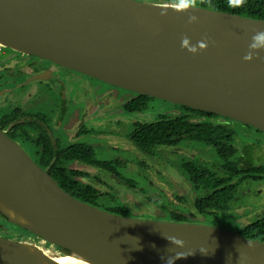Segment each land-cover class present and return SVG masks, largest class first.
<instances>
[{"label": "water", "instance_id": "obj_1", "mask_svg": "<svg viewBox=\"0 0 264 264\" xmlns=\"http://www.w3.org/2000/svg\"><path fill=\"white\" fill-rule=\"evenodd\" d=\"M167 9V10H165ZM190 15L197 21L190 23ZM264 20L142 0H0V45L120 89L264 132ZM208 44L197 53L182 47ZM0 213L50 247L0 235V264H264V241L196 223L123 216L65 189L0 127ZM171 238V239H167Z\"/></svg>", "mask_w": 264, "mask_h": 264}, {"label": "flooded vegetation", "instance_id": "obj_2", "mask_svg": "<svg viewBox=\"0 0 264 264\" xmlns=\"http://www.w3.org/2000/svg\"><path fill=\"white\" fill-rule=\"evenodd\" d=\"M139 96L0 45V127L31 157L50 140L63 152L77 146L82 152L94 154L97 161L111 163L114 173L77 163L73 168L92 175L96 188L116 197V201L108 200V204L115 206L129 202L118 197L123 191L110 192L111 186L104 177L112 175L109 178L126 182L129 178L121 170L133 167L140 178V188L126 192L133 196L132 201L139 193L138 202L146 208L144 216L138 213L136 216L133 209L136 218L154 215L148 219L162 220L156 217L176 211L188 218L189 223L201 224L198 220L203 215L196 211L195 204L211 190L200 178L224 177L223 187L232 193L228 209L204 216L227 214L231 223L228 227H238L235 232L264 220V201L258 206L249 205V195L254 192L260 197L264 190V143L246 134L238 135L236 125L246 129V133L264 135V132L211 113L196 114L193 111L199 110L179 105V111L165 115L153 108V100ZM155 112L159 115L156 118ZM180 125L188 131L174 129ZM167 127H172V131ZM156 130L166 137L176 134L177 144L156 145L151 153L139 149V131L146 136ZM240 143L249 150L243 152ZM106 152L112 153L114 159L99 160ZM223 166L228 170L223 171ZM187 169L199 170L201 174L192 179ZM35 239L39 245L65 253L38 237Z\"/></svg>", "mask_w": 264, "mask_h": 264}, {"label": "trees", "instance_id": "obj_3", "mask_svg": "<svg viewBox=\"0 0 264 264\" xmlns=\"http://www.w3.org/2000/svg\"><path fill=\"white\" fill-rule=\"evenodd\" d=\"M146 1L172 4V0H146ZM199 7L210 8L216 11L230 13L242 17L264 20V0H247V3L244 7H230L229 0H202V2L199 4ZM139 97L140 98L142 97L146 100H154L153 98L148 96L140 95ZM193 112L200 115H210L207 113H202L200 111H193ZM170 128L173 129L172 127H167L168 130L172 131ZM248 128H252V127L249 126ZM174 129L179 131L181 130H185L186 132L188 131L187 127L182 128V125ZM141 132L142 131H139L138 145H139V149H141L142 151H148V153H151L152 151H155V149L158 147L156 145L175 146L177 144L176 134L169 135L166 137L164 134L163 135L161 134L160 130H156L155 131L156 133L147 132L146 134L144 133L146 136H142ZM59 147L60 146L55 147L49 140L46 145H43L42 151L40 147L37 148V154L33 155L32 158L40 166L47 169L49 174L59 183V185L67 192H69L71 195H73L75 198L114 214L130 216V217L134 216L133 209H130L129 206L126 204L121 203L118 204L117 206H115L114 204H108V200L115 199L116 201V197L111 194L102 192L101 190L96 188V186H94L93 184L95 179L92 177V175L84 171H79L73 168V165L77 163L78 165H81L83 167L108 170L114 173L113 168L110 167L111 163L99 162L96 160L94 154H91L88 151L82 152L77 146H73L72 149H69L68 152L67 151L63 152V150ZM222 169L223 171L228 170L226 166H223ZM187 172L192 179L198 178L201 174L199 170L195 171L192 169H187ZM223 179L224 177H219V179H213V178L206 179L205 177L200 178V181L203 182L205 186L211 191L208 193L209 195L206 198L204 199L202 198L201 200H198L197 203L195 204V209L199 214L203 216L206 214L214 215L217 212H225L226 209H228V198L229 196H232V193L231 191H228V189L223 187L224 185ZM241 179L243 180V178ZM120 180L123 179L120 178ZM143 218L145 219L154 218V215H152L151 217L148 216ZM156 218L162 220H168V221L181 222V223L189 221L188 218L182 215L181 212H176V211L170 213L167 212L166 216L161 215ZM0 219L2 220V222H5L0 224V231H5L4 229L5 224H8L9 222L7 218L1 213H0ZM258 223L240 227L237 232L249 239L264 241V220ZM12 225L18 228L19 230H23L27 232L26 230L14 224ZM230 228H232L231 230L235 231L236 230L235 228L238 227H230ZM27 233L30 234L29 232ZM35 237L36 236H34V238ZM63 251L65 253H69L65 250Z\"/></svg>", "mask_w": 264, "mask_h": 264}, {"label": "rangeland", "instance_id": "obj_4", "mask_svg": "<svg viewBox=\"0 0 264 264\" xmlns=\"http://www.w3.org/2000/svg\"><path fill=\"white\" fill-rule=\"evenodd\" d=\"M151 104H152L154 109H158L159 111H161L165 115H172L171 112H176V110L179 111L178 108H180L179 106H177L175 104H172V103H169V102H166V101H162V100H158V99L153 100L151 102ZM154 114H155L154 118L159 116L156 112ZM236 127H237V132H238L237 134L238 135L246 134V135H249L250 137H253L256 141L264 143V135L263 134L253 133V131H249V133H246L247 130L244 129L242 126L236 125ZM240 149L243 152L246 151V149L249 150L248 147H246V145L243 144V143H240ZM98 159L99 160H103V161L108 159L110 161V160L114 159V156H113L112 153L106 152V153H104L103 156H100ZM121 171H122V173L127 175V178L130 179V177H131L133 182L131 181V179L127 180L125 178L127 181L126 182H124V181L122 182V181H117L114 178H109L112 175L105 176L104 180L106 181V183L109 186H111V187H108L110 192L115 191L117 194H119L120 192L123 191L121 194L118 195V197L123 199V200H126L127 202H129L128 205H130V206L137 203V205L134 206L133 208H130V207L129 208L135 210V212H136L135 215L136 216H139V215L144 216L143 214H144V211H146V208L144 206H142L138 202L140 194L137 193V197L134 199V201H132L133 200V196L126 192V191L134 192V190H136L138 187L140 188V180H139L140 178L137 175H135V170H134L133 167H125V168H122ZM132 186H134V187H132ZM102 189H106V188L102 185ZM249 197H250L249 205L258 206L259 202H263L264 201V190H263V193H262V195L260 197H256L254 195V192H252V194H250ZM192 210H193V212H195L193 207H192ZM246 212L248 213L247 210H246ZM245 214L246 213H242V215H245ZM234 220L236 221L237 219H234ZM228 221H230V219L227 217V214H224V215L223 214H217L214 217L203 216L202 218H200L198 220V222L201 223V224L214 226V227H220V228H226V229L227 228L228 229H232V228H230L232 226L228 227V225L231 224ZM241 222L242 223H246L247 221L246 220H242ZM2 223H5V222H2V220L0 219V224H2ZM4 229H5V231H0V235H2L4 237H10V239H13V240H16V241L28 242V243H32V244H35V245H39L40 244L38 242V239L34 238V235L32 236L31 233L28 234L27 232H25L23 230H19L18 228H16L12 224H9V223L5 224V228Z\"/></svg>", "mask_w": 264, "mask_h": 264}, {"label": "clouds", "instance_id": "obj_5", "mask_svg": "<svg viewBox=\"0 0 264 264\" xmlns=\"http://www.w3.org/2000/svg\"><path fill=\"white\" fill-rule=\"evenodd\" d=\"M202 0H172V7L180 12H187L188 10L198 9L199 4ZM247 0H229L230 7H244ZM167 10V9H165ZM198 17L196 15H190V23L196 22ZM208 46L205 42H199L198 47L192 45L190 40L185 37L182 40V47L187 48L192 53H197L201 49H206ZM264 49V31H256L255 35L252 36V42L249 45V51L244 56L245 61H252L257 55L259 50ZM168 240L171 238H167ZM178 254L175 257H168L166 264H175V260L178 259ZM86 264V262H84Z\"/></svg>", "mask_w": 264, "mask_h": 264}, {"label": "bare ground", "instance_id": "obj_6", "mask_svg": "<svg viewBox=\"0 0 264 264\" xmlns=\"http://www.w3.org/2000/svg\"><path fill=\"white\" fill-rule=\"evenodd\" d=\"M57 261L61 264H84L83 261L70 258V257L57 258Z\"/></svg>", "mask_w": 264, "mask_h": 264}]
</instances>
